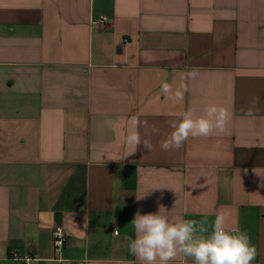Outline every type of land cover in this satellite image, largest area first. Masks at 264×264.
Listing matches in <instances>:
<instances>
[{"label": "crops", "instance_id": "0c3cea01", "mask_svg": "<svg viewBox=\"0 0 264 264\" xmlns=\"http://www.w3.org/2000/svg\"><path fill=\"white\" fill-rule=\"evenodd\" d=\"M164 82L186 83L183 101ZM212 103L232 113L223 134L161 148ZM161 206L209 229L230 213L264 264V0H0V264H139L131 221Z\"/></svg>", "mask_w": 264, "mask_h": 264}, {"label": "clouds", "instance_id": "9594fccd", "mask_svg": "<svg viewBox=\"0 0 264 264\" xmlns=\"http://www.w3.org/2000/svg\"><path fill=\"white\" fill-rule=\"evenodd\" d=\"M196 76L197 73L191 71L183 79L191 80ZM188 91L186 83L176 88L168 82L161 84L162 94L173 103L183 101ZM231 119L232 113L221 105L208 104L202 112L190 107L179 114L178 120L171 122L172 131L160 146L165 151L179 149L190 137L223 134ZM140 126L139 119L135 117L127 126L123 142L131 148L128 155L135 153L142 144L138 131ZM143 146L149 147L147 142ZM147 193L137 199L144 198ZM161 210L162 206L158 213L141 214L138 211L131 221L133 235L126 237L127 247L139 264H171L177 256L191 258L194 264H253L256 259L257 249L251 243L250 236L231 226L230 213H218L209 229L204 220L170 217L162 214ZM115 234L119 235L118 232ZM51 264H71V261L61 255ZM80 264L98 262L85 257Z\"/></svg>", "mask_w": 264, "mask_h": 264}, {"label": "built area", "instance_id": "2783aa9c", "mask_svg": "<svg viewBox=\"0 0 264 264\" xmlns=\"http://www.w3.org/2000/svg\"><path fill=\"white\" fill-rule=\"evenodd\" d=\"M107 20L102 19L98 22L93 23L100 29H105L107 25ZM67 235L62 227H57L53 231V244L55 251L61 254L67 245ZM13 260L17 261L19 264H30L34 260V256H20L17 254L13 255Z\"/></svg>", "mask_w": 264, "mask_h": 264}]
</instances>
